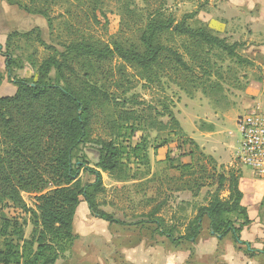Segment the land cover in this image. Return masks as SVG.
<instances>
[{"label": "rangeland", "instance_id": "374dc122", "mask_svg": "<svg viewBox=\"0 0 264 264\" xmlns=\"http://www.w3.org/2000/svg\"><path fill=\"white\" fill-rule=\"evenodd\" d=\"M70 2L72 6L59 5L53 9L52 28L48 29L46 21L38 17H28L27 27L21 20H17L21 26L16 22L5 26L20 34L32 32L29 36L14 37L9 44L8 51L20 67L13 70L15 77L36 78V69L43 60L54 52L64 51L72 38L67 24L84 32L78 4ZM126 7L134 12V17L126 13ZM259 8H264V3L261 5L258 0H107L102 6L105 19L99 15L100 25L86 30L85 35L104 44L118 42L141 51L139 37L149 14L160 11L165 18L171 17L179 23L185 15L195 13L186 21L187 27L208 31L228 46H235L237 54L252 62L246 46L252 44L253 37L258 38L259 33L252 26L259 22ZM65 10L72 12L75 19ZM4 19L7 20L5 16ZM3 20L0 19V27H4ZM40 21L44 24L41 29L30 24ZM162 42L181 55L186 70L176 71L170 64L145 74L113 58L91 72L90 84L105 92L113 103L97 111L87 141L78 147L72 163L95 168L99 140L113 141L125 149L119 173L110 175L99 171L104 191L96 196L98 209L125 225H109L92 217L90 212L85 218L81 207L78 208L73 222L75 240L56 264H129L121 252L126 245L136 244L140 236L146 244H151L155 239L149 242L145 236H158L156 224L149 219L157 207L161 206L154 216L158 226L162 230L174 227L175 236L183 234L187 223L200 207L208 205L215 190L208 179L211 169L217 174L235 170L244 177L253 175L248 168L234 162L241 141L236 120L256 111L257 103L264 114V98L249 91L251 87L257 89V83L264 84L260 68L253 62L238 63L215 48H198L177 36L166 34ZM0 60L4 65V58ZM1 76L4 85L0 88V97L8 96L6 88L11 83L4 71ZM191 162L192 169L184 181L195 180L201 186L196 197L190 191H178L183 181L178 180L176 168ZM191 172L194 175L188 178ZM79 179L83 184L95 180L83 170L79 172ZM221 197L226 198V193ZM22 198L25 211L7 202L3 205L4 213L16 226L1 241L0 248L8 243L21 246L15 233L18 229L23 239L30 236L35 201L28 194H22ZM82 206L86 207L83 201ZM230 218L236 220L237 215ZM204 226H207L206 219Z\"/></svg>", "mask_w": 264, "mask_h": 264}, {"label": "trees", "instance_id": "16d2710c", "mask_svg": "<svg viewBox=\"0 0 264 264\" xmlns=\"http://www.w3.org/2000/svg\"><path fill=\"white\" fill-rule=\"evenodd\" d=\"M4 1L27 15L43 18L48 29L53 27L51 14L55 7L72 6L70 0ZM73 1L83 15L85 30L82 32L73 24H67L71 40L62 53L54 52L39 64L36 78L15 77L12 72L20 67L8 51L11 39L19 35L29 36L32 32L20 34L13 31L7 37L4 52L0 46L6 79L16 88L14 95L0 97V246L1 241L9 236L11 228L16 226L4 213L3 205L7 202L11 207L25 211L22 194L33 196L35 201L29 238L23 239L22 231L18 229L15 233L21 246L4 244L0 248V264H55L75 240L73 222L82 201L92 217L109 225H125L99 210L96 204V196L104 191L100 172L110 175L119 173L125 149L113 141L99 140L95 168L86 165L78 167L72 163L78 147L87 141L88 130L97 111L113 103L105 92L90 84L93 69L116 58L145 74L170 64L176 71L186 70L181 55L163 44L162 38L166 34L190 41L198 48L218 49L238 63L252 64L235 52V46H228L224 40L206 30L187 27L186 21L192 19L195 13L185 15L179 23L171 17L165 18L160 11L149 14L139 37L141 51L134 47L126 48L118 42L104 44L87 37L85 33L100 25L99 15L105 19L102 6L107 0ZM65 13L75 17L68 10ZM126 13L135 16L129 7H126ZM38 42L44 45L41 39ZM48 49L55 51L50 47ZM1 78L0 74V85ZM176 169L179 171L178 180L183 181L178 191H190L196 197L201 186L195 180L184 181L192 169V162ZM81 170L93 176L94 182L83 184L79 179ZM193 175L194 172H191L188 178ZM240 177L235 170L217 174L211 169L208 179L215 190L208 205L200 207L185 226V232L176 236L174 227L162 230L158 226L159 221L154 220L161 206L157 207L149 214L150 222L157 226L156 234L174 245L194 243L201 235L206 219L212 236L219 240L230 237L239 251L244 248L248 254L255 253L240 237L242 229L249 224L246 211L241 206ZM223 193H226V198L221 197ZM234 214L237 215L236 220L230 218Z\"/></svg>", "mask_w": 264, "mask_h": 264}, {"label": "crops", "instance_id": "0c3cea01", "mask_svg": "<svg viewBox=\"0 0 264 264\" xmlns=\"http://www.w3.org/2000/svg\"><path fill=\"white\" fill-rule=\"evenodd\" d=\"M258 1L261 5L264 3V0ZM22 13L24 12L16 7L9 6L4 0H0V19L3 20L4 16L7 19L6 21L3 20L2 25L4 27H0V36L3 38V40H0V46H5L8 35L13 32L5 27L8 22H16L19 26H21V22H24L23 26L27 27L29 24L28 17L37 18V16ZM258 17L260 18L257 20L259 21L258 24L252 26L258 31V38H255V40L253 37L252 44H248L246 48L249 54L252 55L251 61L260 68L264 80V8L258 9ZM17 20H21L20 23ZM36 21L39 22V19H36ZM253 21V23H256V20ZM30 24L40 29L44 26L41 21L39 24L35 22ZM0 65L1 74L5 70V66ZM257 84V89L251 87L249 91L258 97L264 98V84ZM3 85L4 83L0 85V88ZM6 91L10 94L8 96H12L15 94L16 88L11 83L10 88H6ZM257 104L258 111L261 112L260 104ZM240 176L238 187L243 195L241 206L245 209L249 220V224L242 229L240 237L241 241L250 246L249 250H255V253L248 254L244 251V248L239 251L230 237L219 240L218 237L212 236V232L208 230V222L205 227L203 221L201 235L194 243L181 242L174 245L162 236H145L147 241L150 240L149 242L155 239L153 243L146 244L145 239L142 240V236H140V241H137L136 244L126 245L121 250L126 258L125 261L129 264H264V178L256 180L254 175L244 177L242 172H240ZM80 207L83 217L87 218L89 212L87 205L86 207L82 206L81 202L78 208ZM205 234L208 236H204Z\"/></svg>", "mask_w": 264, "mask_h": 264}, {"label": "built area", "instance_id": "2783aa9c", "mask_svg": "<svg viewBox=\"0 0 264 264\" xmlns=\"http://www.w3.org/2000/svg\"><path fill=\"white\" fill-rule=\"evenodd\" d=\"M236 128L241 141L235 164L264 178V115L258 109L247 112L237 118Z\"/></svg>", "mask_w": 264, "mask_h": 264}]
</instances>
